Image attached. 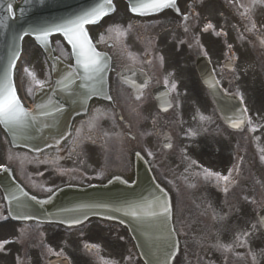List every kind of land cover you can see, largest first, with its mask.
<instances>
[{"label":"flooded vegetation","instance_id":"obj_1","mask_svg":"<svg viewBox=\"0 0 264 264\" xmlns=\"http://www.w3.org/2000/svg\"><path fill=\"white\" fill-rule=\"evenodd\" d=\"M209 23L213 27L204 31ZM116 32L123 39L126 51L124 63L126 80L122 95L128 117L136 120L141 137L146 144H148L146 135H152L158 139V146L151 150V156L155 159L164 178L166 179L164 174L169 175L176 189L173 190L174 193L177 192L179 197L186 199L188 205L192 204V197L199 195L205 199L206 207H211L212 202L209 198L207 199L209 192H206V195L204 192L190 191V184L187 182L188 177L200 182L204 177L203 174L191 163L181 170L182 165H186V155L179 146L180 119L185 116L189 119L205 117L203 131L208 136L213 135L216 150L220 152L221 145L217 143L220 139L218 135L226 133L227 128L221 125L217 117H213L211 112H208L206 104L209 106L210 100L197 72V68L201 65L210 66L224 94L235 96L242 94L243 98L252 102L256 109L251 116L264 118V45L260 43L264 40V13L257 7L250 19L246 17L240 19L231 14L218 0H200L194 9V15H190L184 23H165L145 29L135 27L133 30L129 22L124 21L117 26ZM229 45H231L230 49ZM113 47L115 49V46ZM129 53L132 58L129 57ZM166 79L167 85H165ZM145 83L147 87L142 88L143 94L137 100V89ZM172 83L176 84V90L168 92ZM166 92H168L167 96ZM165 100L170 101L172 105L167 111L163 110ZM190 104L200 111H188ZM98 124L105 125L108 130H111L103 122ZM91 129L78 131L70 146L60 156L33 161L23 167L20 171L23 182L35 192H44L67 181L80 180L90 183L98 180L102 167L99 156L105 159L109 150L101 146L105 143L104 139L99 136L94 137ZM193 130L194 126H188L186 130L190 142L189 148L193 145ZM169 143L172 145L171 148L165 146ZM260 149L254 139L250 151L251 190L249 191L250 187L245 185L249 175L243 174L248 166L249 158L242 169L231 199V203L237 199V192L241 189L243 197L240 198V203L247 206L248 202H245L244 196L251 193L253 212L256 213L260 207V195L264 193V166L262 165L264 160L261 159L264 152ZM168 155L171 158L175 157L177 163L165 171L164 164L167 166ZM95 158H98V161H95ZM202 158L205 161L209 159L206 152L202 153ZM219 166L226 167L225 158L222 155H220ZM237 169L239 171V167ZM238 176L236 174L233 180L237 181ZM180 187L181 190H179ZM211 187L222 191L225 184L219 181ZM247 210L248 207H245L235 213L241 214ZM207 212L200 206L193 207L183 218L202 221L207 219L205 216ZM181 219L179 215V220ZM179 220L177 215V226L180 231L182 223ZM16 224L7 222L0 225V231H7L12 226L10 237L5 234L0 235V242L8 241L0 250V264H41L42 262L47 264L48 256L54 257L51 264H60L59 258H67L70 264H86L79 254V247L81 240L90 239L92 234L89 236L78 234L68 239L57 235L37 237L35 232H27L32 235V238L21 239L15 227ZM185 225L189 226L188 223ZM102 231L105 234L97 232L99 235L94 237L95 240L104 241L106 245L112 244L113 242L107 239L111 235L106 233L105 229ZM189 232L192 240L194 235L191 231ZM211 236L210 228H205L199 234L200 244L197 252L202 251L204 255L207 254L211 245ZM119 239L122 243H126L125 236L120 234ZM85 245L87 244H84L86 256L95 248H86ZM49 248L52 249V253L45 257V252H48ZM58 252H62L63 255H55Z\"/></svg>","mask_w":264,"mask_h":264},{"label":"snow or ice","instance_id":"obj_2","mask_svg":"<svg viewBox=\"0 0 264 264\" xmlns=\"http://www.w3.org/2000/svg\"><path fill=\"white\" fill-rule=\"evenodd\" d=\"M260 2H264V0H260ZM252 3H257V0H252ZM166 9H174L177 14H179L180 9L177 6V0H131L130 3V11L137 15H149L154 13L162 12ZM7 10L9 13L12 12V5L9 4L7 6ZM111 11H114V7L112 6V0H102V3H98L95 7L91 9L85 10L80 14H77L71 18L65 19L60 23L53 24L51 26H44L38 29H34L35 39L40 42L41 45H48L49 38L55 34H60L64 40L67 41L69 45H71L72 54L75 57V65L72 66L69 74L65 76L63 79L57 81L58 86H62L65 90L68 89V83L78 76L83 74V78L87 81H98L103 83L104 76L103 74L107 71L108 63L107 58L104 57L100 52L96 50L95 45L92 42V39L89 36L88 30L86 28L87 25L97 24L104 16H107ZM185 20L188 19L187 16L184 17ZM213 25L209 23L204 31L211 29ZM255 27V25H253ZM109 31H112L109 28ZM187 31V28H185ZM28 35V33H25ZM23 39V37H21ZM101 42H103V36H101ZM260 43L264 45V40H261ZM229 49L231 45L228 46ZM20 57L19 52H14L13 57L10 60L9 64L3 71L2 77H0V124L4 125L8 128L9 131L13 132L15 135L18 130L23 129L28 126L29 120H35L36 116L33 111L26 109L21 102L20 97L17 94V88L13 81V71L16 67V60ZM129 57L132 58L131 53H129ZM162 59V58H161ZM24 73L31 77L32 81L35 84L43 87V82L36 79L35 74L29 71V69L25 68ZM168 81L165 80V85H167ZM208 87L210 90L219 88V81L215 80V77L209 76L206 80ZM87 87V85H85ZM147 87L145 83L140 88L137 89L136 99L139 100L141 98L142 88ZM176 90V84L172 83L171 88L168 92H174ZM28 94H32V88L29 87L27 89ZM168 92L165 95H168ZM93 94L99 95V90L96 88H92L90 91H87L82 94L83 99L91 98ZM241 104H243V95L238 94ZM105 99L111 101V96H105ZM171 102L165 100V106L163 107L164 111H167L169 107H171ZM48 105H38L36 111L40 112L42 115H50L51 113L47 111ZM201 120L205 119V117L201 116ZM231 127L233 128H241L246 123L248 125L252 124L251 117L247 116V108H241L238 110L236 114L232 117H229ZM250 131H256L255 127H251ZM168 148H171L172 145L166 144ZM260 151L264 152V149H260ZM151 153H149L150 155ZM139 155V154H137ZM261 159L264 160V155L261 156ZM193 163H195L193 161ZM0 170L3 169V166H0ZM238 171V169H236ZM205 179L209 177H215L218 181H223L225 184L224 191L225 193L228 191V185L234 183L235 181L232 179V170H230L228 175H221L218 172H211L208 169L204 170ZM49 191H51L49 189ZM163 191V190H161ZM35 200V197H32ZM9 200L15 201L20 208L27 207L26 204L20 201L19 197L16 196L15 193L9 194ZM47 201H41L39 203H46ZM119 210V209H117ZM171 208L169 202L165 197H156L154 201L147 203L146 205H136L128 209L125 213L131 217L136 218L140 222H147L152 219H156L158 217L163 216L165 219L170 215ZM14 219H33L32 216L20 213L13 216ZM87 217H85L86 219ZM215 218V217H214ZM0 219L6 220L7 216L0 215ZM220 219H224V217H220ZM83 221L80 219H73L70 221H60V223H67L69 226L81 224ZM260 223L264 225V218L261 219ZM255 227V225L253 226ZM245 236L248 235L247 232L244 233ZM237 240L240 241L241 245L244 243L240 240V237L237 236ZM8 243V241L0 242V250L4 248V245ZM218 247H223L225 251H229L231 246H223L220 245L219 242L217 244ZM86 248H97V245H85ZM180 248L178 242L174 241L168 245V250L166 251L165 259L162 264H170V261L176 259V256L179 254ZM49 253H52V249H48ZM57 256H62V252L55 253Z\"/></svg>","mask_w":264,"mask_h":264},{"label":"water","instance_id":"obj_3","mask_svg":"<svg viewBox=\"0 0 264 264\" xmlns=\"http://www.w3.org/2000/svg\"><path fill=\"white\" fill-rule=\"evenodd\" d=\"M98 3H102V0H98ZM14 25L15 22H13L11 27H14ZM8 57V54H5V50L0 51L1 72L3 65L5 66L10 62ZM128 196L130 198H134L136 197V194L135 192L131 191ZM116 200H128L129 203L128 197L126 198L116 196ZM153 221L150 220L140 224L136 218L132 217L130 221L132 237L137 251L145 264H162L165 259L166 251L168 250V245L171 243L168 242L169 236L166 228L167 220L164 217L161 218V227H157L159 222L157 218L153 219Z\"/></svg>","mask_w":264,"mask_h":264},{"label":"rangeland","instance_id":"obj_4","mask_svg":"<svg viewBox=\"0 0 264 264\" xmlns=\"http://www.w3.org/2000/svg\"><path fill=\"white\" fill-rule=\"evenodd\" d=\"M28 49H29V48H28ZM27 57H28V50H27V52L25 53V59H27ZM24 61H25V60H24ZM261 240H262V239H259V243L261 242ZM117 249H118L117 246H114L113 250H110L109 248H107L106 250L109 252V254L114 255V254L117 253ZM260 250H261V251L264 250V244H262V246H260ZM220 261H221V260L219 259L218 262L221 263ZM131 264H137V262L134 260L133 257H132V260H131Z\"/></svg>","mask_w":264,"mask_h":264}]
</instances>
